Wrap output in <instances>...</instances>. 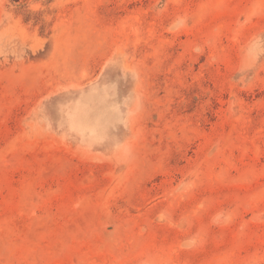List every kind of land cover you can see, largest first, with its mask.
Listing matches in <instances>:
<instances>
[{
    "label": "rangeland",
    "instance_id": "1",
    "mask_svg": "<svg viewBox=\"0 0 264 264\" xmlns=\"http://www.w3.org/2000/svg\"><path fill=\"white\" fill-rule=\"evenodd\" d=\"M0 264H264V0H0Z\"/></svg>",
    "mask_w": 264,
    "mask_h": 264
}]
</instances>
